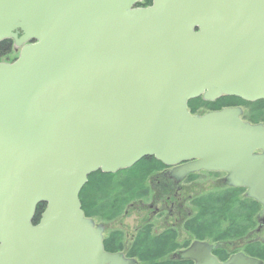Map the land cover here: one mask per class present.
Segmentation results:
<instances>
[{
    "label": "water",
    "instance_id": "obj_1",
    "mask_svg": "<svg viewBox=\"0 0 264 264\" xmlns=\"http://www.w3.org/2000/svg\"><path fill=\"white\" fill-rule=\"evenodd\" d=\"M139 1L0 0V41H35L0 63V264H135L105 251L80 194L90 175L146 158L179 180L226 173L264 226V125L188 105L264 100V0ZM212 250L196 242L179 258L264 264Z\"/></svg>",
    "mask_w": 264,
    "mask_h": 264
},
{
    "label": "trees",
    "instance_id": "obj_2",
    "mask_svg": "<svg viewBox=\"0 0 264 264\" xmlns=\"http://www.w3.org/2000/svg\"><path fill=\"white\" fill-rule=\"evenodd\" d=\"M151 0H143L139 7H146ZM9 49L6 42L0 44V53ZM189 110L193 115H203L207 112L219 111L228 107L244 109L243 119L253 125H264V100L246 102L239 98L222 97L215 102H206L197 98L189 102ZM165 166L155 158L141 160L127 170L114 174L96 172L89 176L88 183L80 194L82 210L87 218L103 222L120 217L133 202L144 199L149 195L148 181L150 177L161 172ZM194 177V176H192ZM244 189H224L199 196L200 214L189 224L194 239L200 241L237 240L245 236L250 230L258 227L257 216L261 205L254 200L242 197ZM236 198H240L239 201ZM46 209L45 204L37 208L33 224L40 222ZM117 233H113L112 238ZM171 231H167L160 238L154 239L140 234L133 244V257L142 261L149 260L152 264H187L186 262L158 263L171 243ZM112 241H106L105 251L115 253L119 248H111ZM122 243V242H121ZM245 254L264 262V243L256 241L253 245H246ZM218 256V253L215 251Z\"/></svg>",
    "mask_w": 264,
    "mask_h": 264
},
{
    "label": "flooded vegetation",
    "instance_id": "obj_3",
    "mask_svg": "<svg viewBox=\"0 0 264 264\" xmlns=\"http://www.w3.org/2000/svg\"><path fill=\"white\" fill-rule=\"evenodd\" d=\"M152 2L153 0H151V4ZM17 32L18 37H21L23 35L21 31H14V33ZM3 42H6L8 44L9 49L4 53H0V63H12L19 58L22 47L18 46L13 38H5L0 41V44ZM33 43H35V41L29 40L27 43H25V45H30ZM173 170H175L174 167H165L161 172L156 174L154 178H152L151 180L149 179L148 181L149 185L151 184V187L156 194L155 202L154 205L151 206V209H153L154 207L153 214L155 217H159L160 220L163 218L162 227H164V230L159 232L157 228H154V225L152 223L146 222L143 223L140 228H137L135 230V233L132 235L119 229H113L111 232L105 234L106 224L111 225L116 223L119 217L109 220L108 222L93 219L96 226L102 225L104 227V244L106 241H112L113 243L112 246H110L111 248H119L120 246H122L121 251H117L115 253L123 255L124 259L133 261L135 264H152L149 260L142 261L136 257H133V244L136 240H138L137 238L140 234H145L147 237L157 239L163 236L165 232L171 231L173 234L168 236L169 238H171V243L168 247V250L162 257L157 258V262L164 263L168 261L194 264L192 260L180 259L179 254L189 249L195 242L207 243L209 245H212L214 248L212 253L222 263L228 262L233 255L238 253H243L245 256L250 257L249 255L245 254L244 251H237L239 245L243 246L244 249L246 245H253L254 243H256V241L264 243V238L261 237V235L264 233V227H259V225L257 228L250 230L245 236L237 240L217 241L216 243H212L210 241H200L198 239H194L189 224L194 221L200 214L201 204L199 205L198 202L200 199L198 198L199 196L189 197L188 200L183 203L181 193L183 188L181 187V184L195 181L197 173L188 175L184 179L179 180L175 176V174H172ZM199 173H206L208 175L212 174L214 176L224 175L225 178L227 177V174L224 172L201 171ZM223 183L224 185L222 188L209 191L207 193L224 189H241L228 186L226 184V180H224ZM245 193L242 197V200L249 199L246 197ZM236 199L239 201L240 198ZM186 203L191 209L185 207ZM179 227H181V230H177L176 232L175 230ZM113 233H117L116 237L114 238H112L111 236ZM215 251L218 253V256L215 254Z\"/></svg>",
    "mask_w": 264,
    "mask_h": 264
},
{
    "label": "rangeland",
    "instance_id": "obj_4",
    "mask_svg": "<svg viewBox=\"0 0 264 264\" xmlns=\"http://www.w3.org/2000/svg\"><path fill=\"white\" fill-rule=\"evenodd\" d=\"M173 174V173H172ZM155 176V175H154ZM154 176L150 177V180L154 178ZM196 180L190 183H183L181 187L183 190L182 193V201L185 203L189 197H196L202 194H205L209 191L217 190L223 187V181L226 180L224 175H208L206 173H197ZM227 184V183H226ZM148 188L150 190L148 197L135 201L131 204L127 210L118 218V221L114 224L105 226V234L111 232L113 229H119L123 232L129 233L130 235L135 233L137 228H140L143 223L149 222L154 225V228H157L159 232L164 230L162 227L163 218L160 220L159 217H155L154 207L151 209V206L154 205L156 194L154 193L151 184L148 183ZM186 208L191 209L187 203ZM104 229L102 225H97ZM181 230V227L176 229ZM264 238V233L261 235ZM243 246L239 245L237 251H241Z\"/></svg>",
    "mask_w": 264,
    "mask_h": 264
}]
</instances>
